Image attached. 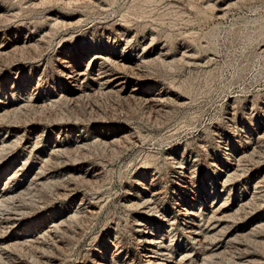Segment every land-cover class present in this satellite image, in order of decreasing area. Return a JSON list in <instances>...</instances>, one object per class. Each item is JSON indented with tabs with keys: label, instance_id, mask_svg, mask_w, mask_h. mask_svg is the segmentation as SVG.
I'll list each match as a JSON object with an SVG mask.
<instances>
[{
	"label": "rangeland",
	"instance_id": "obj_1",
	"mask_svg": "<svg viewBox=\"0 0 264 264\" xmlns=\"http://www.w3.org/2000/svg\"><path fill=\"white\" fill-rule=\"evenodd\" d=\"M0 146V264H264V0H0Z\"/></svg>",
	"mask_w": 264,
	"mask_h": 264
},
{
	"label": "bare ground",
	"instance_id": "obj_2",
	"mask_svg": "<svg viewBox=\"0 0 264 264\" xmlns=\"http://www.w3.org/2000/svg\"><path fill=\"white\" fill-rule=\"evenodd\" d=\"M102 87V86H101ZM140 88V87H139ZM84 90V89H83ZM159 92V91H158ZM148 95V96H147ZM146 101H152L155 102V100H158L160 97L159 95L155 96L154 98H152V96H149V93H145ZM138 99V98H137ZM165 100V99H164ZM50 104V103H49ZM152 108V107H150ZM3 118V117H2ZM263 136V135H262ZM259 139V138H258ZM106 143V142H105ZM7 145V144H6ZM2 146V145H1ZM0 146V147H1ZM77 146V145H76ZM2 148V147H1ZM1 153V152H0ZM8 179V178H7ZM33 182V181H32ZM41 184V183H40ZM29 185V184H28ZM223 186V185H222ZM7 194H5L4 192H2V190H0V206H3L4 203L8 202L11 196H6ZM150 197H147L146 200H144V202H142V204H146L147 206H149L151 199H149ZM8 200V201H7ZM141 202V201H140ZM137 203V202H136ZM152 205V204H151ZM219 206V205H218ZM148 208H146L147 210ZM145 210V211H146ZM153 210V209H152ZM150 211V210H148ZM150 213V212H149ZM192 214L190 211H185V215L189 218H191L189 215ZM193 221V220H192ZM57 224V223H56ZM59 225V224H58ZM140 227V230H136L139 232L140 234V242L143 241L144 244L141 246L143 253L142 256L145 258L144 261L146 262L145 264H171V260L169 259L170 257H168V248L165 247V241H164V236L159 235L150 230L149 229V222H140L137 224ZM54 226H56L54 224ZM147 228V229H146ZM51 231V230H50ZM188 232V231H187ZM195 233V237H197L199 235V231L194 230L193 234ZM40 235V234H39ZM19 237H17L18 239ZM198 240V239H197ZM29 242V241H28ZM171 253V252H170ZM189 253V252H188ZM179 261H177L178 264ZM100 264H104V263H100Z\"/></svg>",
	"mask_w": 264,
	"mask_h": 264
}]
</instances>
